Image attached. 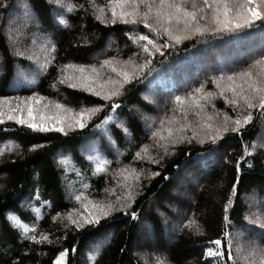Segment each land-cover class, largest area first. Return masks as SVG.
<instances>
[{
	"label": "trees",
	"instance_id": "1",
	"mask_svg": "<svg viewBox=\"0 0 264 264\" xmlns=\"http://www.w3.org/2000/svg\"><path fill=\"white\" fill-rule=\"evenodd\" d=\"M14 2L27 4L28 0H14ZM73 2L83 4L85 7L88 4V0H73ZM95 3L103 5L106 0H95ZM31 5L40 22L39 31L36 30L34 24L23 27L26 21L22 10L18 14L15 10L0 14V96L26 97L36 91L39 95L47 97V100L43 102L51 105L53 101H56L74 110H78L82 105L88 106L92 101L104 103L98 97H92L77 89H70L66 85H58L59 91L54 90L50 85L57 73L56 69L51 66L44 74L35 77L33 84L27 83L26 79L19 78L17 76L18 64L30 70L34 64L25 58H17L13 55L12 48L4 39V25L10 23L7 22L6 17L10 15L15 21L18 15L19 21L13 27V32L15 33L16 27H19V33L16 34L21 41V50L24 47H29L38 63L43 62L44 46L49 43L56 45L57 64L66 62L91 64L94 62V57L103 59L114 54H118L120 59L126 60L132 52L138 51L124 35L127 26L117 23L105 27L93 18L91 10L89 12L76 10L72 14H66L70 27L65 29L56 23L51 10L52 6L46 0H31ZM256 24L259 25L260 22L257 21ZM139 30L146 31L142 25L139 26ZM85 39L87 43L83 42ZM186 48L189 50L186 51ZM262 48H264V26L248 30L239 36H225L207 44H196L195 47H190V43L186 41L178 47V50L165 49L163 57L157 54L154 57L156 63L153 66L152 74L141 83L127 85L125 95L117 98L121 105V109L118 111L128 114L132 119L131 136L123 141H117L122 155L117 157L115 150L104 154L106 159L111 161L106 166L107 177L104 173L94 174L93 167L85 159L87 153L80 150L82 142L85 146L89 143L84 141V137L96 138L93 136L91 125L93 122L103 119L107 110L94 121H89L86 128L69 131L68 136L55 132L32 133L22 126L17 127L14 122L6 121L5 126L15 129V131H9L7 134L0 132V146H4L2 142L5 140L15 141L21 145V153L17 154L13 150L0 155V264H51L55 254L63 249L69 250L67 264H90L89 253L94 250L96 243L101 238L107 237L109 233H111V238L100 250L94 264H137L134 253L141 251L135 246L137 229L122 212H114L110 220L102 221L101 223L105 225L103 228L91 229L86 226L77 231L74 227L69 229L63 227L67 223L66 214L70 209L75 207L78 211L81 210L75 201L69 199L72 192L81 191V185L86 183L91 186L88 189V198L94 197L99 200L102 195L107 198L106 194L101 192V189L105 188V179L108 180V187H111L115 182L113 171L124 165H129L128 175H132V169L136 171L144 169L139 180L143 187L138 189L139 194L136 195L132 208L140 210L141 220L147 218L149 223L156 225L161 251L164 252V249H167L164 254L171 264H205L202 258V246L205 241L216 238L221 232L223 202L235 179V162L243 154L241 137L229 131L224 134L217 146L209 143L202 146L195 141L191 144L177 143L174 146L169 143L168 152L171 154L165 155L164 147L158 146L164 142L149 140L151 129L148 124L155 122V125H159L160 117L165 115L166 108L169 106L170 90L177 89L182 93L198 86L199 81L204 80L207 75H211L216 68L242 67ZM117 49H119L118 53ZM95 62L98 64V60ZM68 71L74 70L69 68ZM216 74L219 75L218 72ZM28 78L31 76L29 75ZM149 81L152 83L149 84ZM205 89L215 90L211 82L205 84ZM214 103L217 109L223 110L233 117L236 115L231 107L225 108L222 99L217 98ZM135 110L145 114L144 121L151 119L146 122V126L143 119L136 116ZM206 111L211 113L212 109L208 107ZM252 112L255 120L246 126L243 134V140L249 144L253 140L264 138V117L257 115L255 109H252ZM189 118L194 119L191 114H189ZM111 128L115 130V124H112ZM187 135L190 136L191 132H188ZM33 143H42L45 147L29 152L28 148ZM141 145L146 146L148 150L140 153L142 159L134 161L133 156L141 148ZM216 148L218 151L214 159L209 160L207 167L189 166L180 172L181 179H185L184 181H187V177H194L191 178L192 182L200 184L199 191L192 193V203L185 205V202L179 197L181 195L172 194L175 191H178V194L181 193L179 187L173 188L177 181H166L164 176L172 177L177 173V166L184 165L185 161L189 159L185 153L196 157L202 152H210ZM60 154L69 157V169L75 166L81 170L80 177H77L74 171H69L67 180L65 179L62 174L63 168L58 167L56 163ZM149 156L158 159L159 163H150ZM161 156L163 159H160ZM117 159L119 163H117ZM225 159H227V163ZM244 163L242 162V164ZM251 163V168L245 167L244 169L246 174L242 176L239 185L240 200L232 214V219L237 225L243 223V216L249 208L247 197L255 198L253 211L257 210V207L264 210V150L258 149ZM149 171L159 172L160 175L148 179ZM122 178L124 177L117 176L115 180L121 183ZM68 181H71L72 184L69 185ZM37 183L42 197L49 199L52 205L51 209L43 210L44 214L39 219L20 204L23 196L27 195L30 190H34ZM187 185L189 184L187 183ZM21 186H23V195L20 194ZM191 190L190 188V193ZM116 192L121 194L123 189L117 187ZM157 200L161 203L156 207L157 211L165 213L168 218L172 217V219L175 217L172 216V210L169 211V209L188 207L187 212L179 221V225L188 216L195 214V219L203 234H195L194 231L188 229L180 231L179 226L172 230L171 226L165 224L162 226L165 232L162 233L160 229L162 220L152 212V204ZM162 204L171 208H163ZM7 211L18 215L22 218V222H34L38 229L37 235L40 232H46L54 243L36 245L30 244L27 240L21 241L18 230L10 226L5 219ZM58 211L61 215L53 221L52 217ZM72 215L75 217L76 213H72ZM254 231L259 233L261 230L255 229ZM244 235L249 240L251 239V234L245 233ZM61 237L63 238L61 239ZM172 240L170 245L169 241ZM239 243L242 247L247 248L246 246H248L246 242L239 241ZM259 243L264 246V241ZM73 245H77L75 254L71 251ZM88 247L90 249L85 254L84 250ZM121 249H125V251L122 253ZM226 255L227 249H225ZM233 255H236L235 249ZM242 257L241 254L237 264H244L245 259Z\"/></svg>",
	"mask_w": 264,
	"mask_h": 264
},
{
	"label": "snow or ice",
	"instance_id": "2",
	"mask_svg": "<svg viewBox=\"0 0 264 264\" xmlns=\"http://www.w3.org/2000/svg\"><path fill=\"white\" fill-rule=\"evenodd\" d=\"M46 2L52 6L54 19L61 28L70 27L66 14H72L76 10L85 12L91 10L93 18L105 27L117 23L127 26L124 35L138 51L132 52L126 60L114 54L103 59L94 57V62L91 64L72 62L57 64L56 45L49 43L44 46L43 62L38 63L29 47L21 50V41L16 34L19 33V27H16L15 33L13 32V27L19 21L18 15L15 21L12 16H7L6 20L10 23L4 25L5 41L12 48L15 57L25 58L34 64L31 70L18 64L19 78L33 84L35 77L44 74L51 66L57 73L50 85L54 90L59 91L58 85H66L70 89H77L92 97H98L104 103L92 101L88 106L82 105L78 110H74L56 101H53L51 105L42 104L47 97L39 95L36 91L26 97L0 96V126H4L0 127V132L7 134L9 131H15L5 126L6 121H11L17 127L22 126L32 133L55 132L68 136L69 131L86 128L89 121H94L107 110L103 119L91 125L93 136L96 138L84 137V141L89 143L85 146L82 142L80 149L87 153L85 159L93 167L94 174L104 173L105 177L108 175L106 166L111 161L107 160L104 154L115 150L119 157L122 153L119 151L117 141H123L131 136L132 119L128 114L118 111L121 105L117 98L125 95L127 85L141 83L152 74L156 63L154 57L157 54L163 57L165 49L178 50V47L186 41L190 43V47H195L196 44H207L225 36H239L248 30L264 26V0H106L103 5L95 3V0H88L87 7L74 3L73 0H46ZM13 10L17 14L23 11L26 21L23 27L34 24L36 30H40V22L35 9L32 8L31 0H28L27 4L15 3L14 0H0V14ZM257 21L260 22L259 25L256 24ZM140 25L146 31H140ZM193 41L195 43H192ZM83 42L87 43V40ZM118 52L119 49H117ZM97 60L98 64L95 62ZM69 68L74 70L72 74L67 72ZM217 72L219 75L216 74ZM29 75L31 78H28ZM208 82L214 85V91L205 89V84ZM151 83L152 81H149V84ZM217 98L224 101L225 108L231 107L236 115L233 117L217 109L214 103ZM168 104L165 115L160 117L159 125H155V122L148 124L151 129L149 140L164 142L158 146L164 147L165 155L171 154L168 152L169 143L174 146L177 143L191 144L195 141L202 146L205 143L217 146L224 134L229 131L241 137L243 154L235 162V179L223 202L221 232L216 238L205 241L202 246V258L205 264H237L241 253L247 264H257V261L258 264H264V246L259 243L264 241V210L257 207V210L253 211L255 198L249 196L247 197L249 208L243 216V223L237 225L232 219V214L240 200L239 185L242 176L246 174L244 169L252 167L251 161L258 149L264 150V138L253 140L250 144L243 140L246 126L255 120L252 109L256 110L257 115L264 117V48L242 67L216 68L211 75L199 81L198 86L182 93L177 89L170 90ZM208 107L212 109L211 113L206 111ZM189 114L194 119H190ZM112 124H115V130L111 128ZM188 132H191L190 136L187 135ZM2 143L4 146H0V155L13 150L17 154L21 153L19 143L9 140ZM44 147L42 143H33L28 151L33 152ZM147 150L146 146L141 145L133 156V160L142 159L140 153ZM217 151L218 148L210 152H202L196 157L185 153L189 159L184 165L177 166L178 171L174 176H164V180L182 182L180 172L183 169L189 166L207 167L209 160L214 159ZM160 159H163V156ZM149 162L156 164L159 160L149 156ZM225 162H228L227 159ZM242 162L245 163L242 164ZM56 163L58 167L63 168L62 174L66 180L69 171H74L77 177L82 175L79 168L75 166L68 168L70 159L63 154L58 156ZM117 163H119L118 159ZM143 171V168L140 171L132 169V175H128L129 165L116 168L112 173L115 182L108 187L106 178L105 188L101 189L107 198L102 195L99 200L94 197L88 198L87 193L91 186L82 184V190L73 191L69 199L75 201L83 211H78L75 207L70 209L66 214L67 223L63 227L65 229L74 227L77 231L86 226L91 229L103 228L105 225L101 223L102 221L110 220L114 212H122L137 229L135 246L141 250L139 253H134L137 264H171L164 254L167 249H164V252L161 251L156 225L149 223L147 218L141 220L140 210L132 208L135 197L139 194L138 189L143 187L139 183ZM159 175V172L149 171L148 179ZM117 176H123L125 183L116 181ZM68 183L72 184L71 181ZM117 187L123 189L121 194L116 192ZM20 194L23 195V186H21ZM20 204L21 207L32 212L37 219L44 214V209L52 207L51 201L42 197L38 183L34 190H30L23 196ZM72 213H76V216L74 217ZM60 215L58 211L52 220L55 221ZM160 215L167 224V215L163 212ZM5 219L10 226L18 230L21 241L27 240L30 244L36 245L54 243L46 232H40L37 235L38 229L34 222H22V218L11 211L5 213ZM184 229L194 231L195 234H203L195 214L188 216L179 225L180 231ZM255 229L261 231L255 233ZM245 233L251 234L247 248L239 243ZM110 238L111 233L96 243L94 250L88 255L90 264H94L100 250ZM225 249H227L226 256ZM234 249L236 255H233ZM76 250L77 245H73L72 253L75 254ZM68 251V249L60 250L55 254L51 264H67ZM124 251L125 249H121L122 253Z\"/></svg>",
	"mask_w": 264,
	"mask_h": 264
},
{
	"label": "rangeland",
	"instance_id": "3",
	"mask_svg": "<svg viewBox=\"0 0 264 264\" xmlns=\"http://www.w3.org/2000/svg\"><path fill=\"white\" fill-rule=\"evenodd\" d=\"M69 72V74H72L73 73V71H68ZM13 103H15L14 101H13ZM43 103H45V102H43L42 101V104ZM51 110V109H50ZM136 111V110H135ZM134 111V112H135ZM136 113V116L140 119V118H142L143 119V121H144V113H139L138 111H136L135 112ZM136 117V118H137ZM141 119V120H142ZM151 120V119H150ZM149 119H146L144 122H145V126H146V122H148V121H150ZM191 178H194V177H191ZM190 177H187V181H184L185 179H181V181L182 182H180V181H177L175 184H174V186H173V188L175 189L176 187L178 188H180V194H178L179 192L178 191H175V192H173L172 194H174V195H176V196H178V195H181V196H179L180 198H181V200H183L185 203V205H186V203L188 204V203H192V201H193V197H192V193H195V192H197V191H199V188H200V184H199V182L197 183V182H192L193 181V179H191ZM206 178V177H205ZM205 180V179H204ZM123 183H125V180H124V178H122V181H121V184H123ZM187 183L189 184V185H187ZM190 188L192 189L191 190V193H190ZM189 191V192H188ZM160 201H158L157 200V202H153V204H152V212L154 213V215L156 216V217H160L161 218V224H160V229H161V231H162V233H164L165 232V229L164 228H162V226H163V224H165L164 223V221H163V218L161 217V215L159 214L160 212L159 211H157V209H156V207L157 206H160ZM163 208H165V207H167L168 209L169 208H171V207H169L168 205H161ZM188 207H185V208H179V209H174V208H171V209H169V211L170 210H172V213H173V215L172 216H174L175 217V219L173 218L172 219V217H170V218H168V220H167V224H165V225H168V226H171V228H172V230L173 229H177L178 228V226H179V221H181V219H182V216H184V214L187 212V209ZM79 211H83V209L81 208V210H79ZM178 217H179V219H178ZM161 235H163V234H161ZM163 237V236H162ZM240 241H243V242H246V243H248V241H249V238L248 237H246V235H243L242 237H241V239H240ZM172 242H173V240L172 241H169V243H170V245L172 244ZM170 245H168V246H170ZM247 247V246H246ZM137 248V247H136ZM245 248V247H244ZM89 249H90V247H88L87 249H85L84 250V252H85V254L89 251ZM138 249V248H137ZM84 252H83V254H84ZM242 255H243V253H241ZM244 264H247V261L246 260H244ZM258 264V263H257Z\"/></svg>",
	"mask_w": 264,
	"mask_h": 264
}]
</instances>
